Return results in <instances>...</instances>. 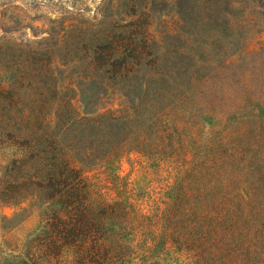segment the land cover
<instances>
[{
	"label": "rangeland",
	"instance_id": "rangeland-1",
	"mask_svg": "<svg viewBox=\"0 0 264 264\" xmlns=\"http://www.w3.org/2000/svg\"><path fill=\"white\" fill-rule=\"evenodd\" d=\"M218 10L224 21L234 13L230 0H0V264H24L44 224L34 185L42 136L84 120L91 108H120L119 95L103 98L92 89L101 78L90 61L105 51L95 39H120L113 27L128 24L147 29L180 68L189 36L248 35L254 46L225 70L219 94L182 99L176 85L180 93L168 97L163 121L150 129L149 155L132 154L107 168L91 163L88 185L112 200L129 199L130 214L152 216L150 264H249L196 260L202 212L221 218L243 212L254 227L264 223V111L256 105L264 100V22L232 30L216 21ZM245 10L261 9L247 3L238 14ZM172 194L178 197L168 206ZM131 224L122 218L115 227L128 242ZM133 244L120 260L143 256Z\"/></svg>",
	"mask_w": 264,
	"mask_h": 264
},
{
	"label": "trees",
	"instance_id": "trees-1",
	"mask_svg": "<svg viewBox=\"0 0 264 264\" xmlns=\"http://www.w3.org/2000/svg\"><path fill=\"white\" fill-rule=\"evenodd\" d=\"M247 3L261 10L238 14V9ZM230 4L234 13L224 21L218 10V23L224 22L236 30L241 24L254 28L264 22V0H230ZM134 26L113 27L120 39L109 34L95 39L105 46V51L90 61L91 71L101 78L99 82L93 81L92 89L103 98L119 95L120 108H91L85 122L76 118L65 130L42 136L34 185L36 196L40 194L44 224L35 240V251L24 264H55L64 258L71 264H150L153 246L147 233L153 229L152 216L142 210L132 211V216V203L127 198L112 200L109 194H95L88 185L95 169L89 164L107 168L132 154L149 155L150 129L163 121L168 97L180 93L175 86H182V99L199 93L211 96L212 91L219 94L225 89V70L233 66V60L252 52L254 46L248 35L189 36L182 39L180 68L174 56L163 52L160 40L150 36L147 29L136 32ZM263 49L264 42L259 50ZM249 88V94L259 93L257 86L249 84ZM0 90L5 87L0 86ZM256 103L264 111V100ZM69 106L76 111L72 102ZM49 136L53 137L51 144L57 146L54 149L49 148ZM158 136L162 138V134ZM117 175L120 176L119 170ZM177 197H167L168 206ZM129 217L133 233L130 242L120 238L115 228L116 222ZM256 222L259 226L254 227L243 212L224 218L202 212L196 260L231 263L242 259L243 263L264 264V223ZM133 243L143 256L138 260H120L123 253L129 254Z\"/></svg>",
	"mask_w": 264,
	"mask_h": 264
}]
</instances>
